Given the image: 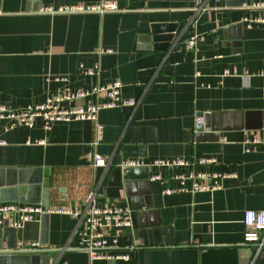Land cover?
<instances>
[{
	"label": "crops",
	"instance_id": "0c3cea01",
	"mask_svg": "<svg viewBox=\"0 0 264 264\" xmlns=\"http://www.w3.org/2000/svg\"><path fill=\"white\" fill-rule=\"evenodd\" d=\"M239 1L0 0L1 106L18 109L65 88L90 90L116 81L124 99L138 102L135 108L101 111L104 136L97 147L88 121L47 130L38 120L33 128L0 131L6 142L0 146V169L47 172L51 189L44 223L36 219L21 233L5 228L4 249L18 250L20 242H39L42 236L48 245L40 252H52L51 264H250L244 218L249 210H264V144L247 152L244 143L264 141V23L256 22L264 19V9L253 8L251 0L237 6ZM103 2L116 3L119 11L57 12ZM168 30L174 39L166 49V42L154 38ZM194 36L202 41L189 50ZM81 66H98L100 75L85 76ZM57 77L70 81L64 85L53 80ZM197 117L203 124H195ZM125 147H136L144 156L130 159L146 165L213 157L211 170L228 178L213 193L163 195L162 185L151 180L112 186ZM94 154L105 157L106 167L93 166ZM148 168L150 178L161 174L168 186H179L172 179L177 171ZM92 192L99 207L132 210V226L119 235L120 245L131 247L128 260L91 263L78 249L82 222L57 212L86 207Z\"/></svg>",
	"mask_w": 264,
	"mask_h": 264
},
{
	"label": "built area",
	"instance_id": "2783aa9c",
	"mask_svg": "<svg viewBox=\"0 0 264 264\" xmlns=\"http://www.w3.org/2000/svg\"><path fill=\"white\" fill-rule=\"evenodd\" d=\"M253 8L264 9V2L252 4ZM119 7L114 2H103L95 5H77L62 7L57 12L60 13H98L103 15L109 12H118ZM44 12H55L53 9H46ZM252 22V21H251ZM256 22H263L264 19H257ZM199 36L192 37L187 42V48L194 50L201 43ZM100 54L111 53V50L99 49ZM82 74L85 76L97 77L101 69L98 66L85 68L81 66ZM226 71L225 75H229ZM51 79H48V82ZM55 82L68 85V77H57ZM122 84L118 81L106 85H97L90 90L69 91L67 88L63 92L50 95L45 102L29 105L18 109L0 105V131L7 133L18 127L33 128L38 120H42L45 129L50 130L54 124L88 121L95 127V140L93 145L99 146L103 141L104 126L99 121V115L103 110H110L122 107L138 106L135 100H127L122 97ZM95 97L94 103L81 106H64L65 102H72L77 99ZM196 125L203 124V118L197 117ZM264 141L259 139L245 141L247 152H251ZM6 145L5 141H0V146ZM217 160L213 157L193 156L191 158H171L159 159L151 165H146L139 159H128L123 164L128 167H152L156 169H168L177 171L172 178L179 182L178 187L168 186L169 180L161 174L153 175L150 180L162 185L163 195L175 193H201L216 192L223 188V181L227 175L213 172L211 169L216 165ZM107 161L100 154H94L93 166L95 168L106 167ZM97 193L92 192L88 197V205L76 209H58L61 214L82 222L80 231V243L78 249L89 255L90 262L97 260H128V251L131 247H125L119 243V235L123 229L132 226V210L128 207L122 208L116 205L99 207L96 204ZM41 205L8 203L0 205V225L8 223L15 229H21L26 223L36 221L37 217L48 213ZM244 223L248 228L245 241L252 243L257 241L259 234L264 230V210H249L245 213ZM22 251H40L43 246L38 241L20 242L17 246Z\"/></svg>",
	"mask_w": 264,
	"mask_h": 264
},
{
	"label": "water",
	"instance_id": "95a60500",
	"mask_svg": "<svg viewBox=\"0 0 264 264\" xmlns=\"http://www.w3.org/2000/svg\"><path fill=\"white\" fill-rule=\"evenodd\" d=\"M253 2V0L250 1L251 4H254ZM247 3L248 0H241L236 5L243 6ZM163 34L166 35H161L158 32L154 40L155 42H166L167 45H164V47L167 49L170 46V42L174 39L173 30H168ZM136 149V147L124 148V162L130 158H141L144 156L142 153L137 152ZM40 173L41 171H34L32 169H0V200L3 203L41 204L45 211H49L50 180L47 172L45 176ZM149 180L148 167H128L122 164L113 169L112 186L120 187L123 182ZM48 215L46 213L40 216V218L37 217V219H40L44 223L43 219L48 217ZM9 227L8 223L0 225V264H51L50 253L52 252L4 249L2 245L4 229ZM11 228L19 233L23 229ZM39 242L43 246L48 245V241H44L42 236ZM251 244L249 247L252 254L250 264H264V230L259 234L257 241ZM43 259L45 262H43Z\"/></svg>",
	"mask_w": 264,
	"mask_h": 264
}]
</instances>
